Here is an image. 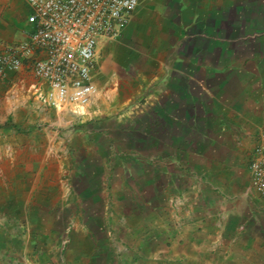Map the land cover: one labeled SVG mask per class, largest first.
I'll return each instance as SVG.
<instances>
[{"label": "crops", "instance_id": "obj_1", "mask_svg": "<svg viewBox=\"0 0 264 264\" xmlns=\"http://www.w3.org/2000/svg\"><path fill=\"white\" fill-rule=\"evenodd\" d=\"M27 12L0 0V50L33 29ZM123 35L158 36L133 89L142 105L83 140H0V160L19 165L0 169V264H264L249 171L264 132V0H140L105 38ZM12 80L35 81L27 67L0 82ZM79 146L90 154L54 157Z\"/></svg>", "mask_w": 264, "mask_h": 264}, {"label": "built area", "instance_id": "obj_2", "mask_svg": "<svg viewBox=\"0 0 264 264\" xmlns=\"http://www.w3.org/2000/svg\"><path fill=\"white\" fill-rule=\"evenodd\" d=\"M33 29L0 50V80L25 67L29 90L44 107L82 117L98 93L97 48L118 36L140 0H24ZM251 185L264 196V132L249 162Z\"/></svg>", "mask_w": 264, "mask_h": 264}, {"label": "rangeland", "instance_id": "obj_3", "mask_svg": "<svg viewBox=\"0 0 264 264\" xmlns=\"http://www.w3.org/2000/svg\"><path fill=\"white\" fill-rule=\"evenodd\" d=\"M12 12L17 16L16 12ZM154 39L155 42H153ZM157 39L158 36L123 35L118 39L104 38L99 41L95 75L99 77L101 75L105 79L99 97L86 107L82 117H78L68 110H50L40 105L29 90L30 83L22 87L14 80L4 84L0 82V123L9 120L14 125V127L6 126L3 127L4 129H0V140L7 143L18 138L24 141L35 139L43 141L47 136L55 141H60L69 138V135L72 140H83L86 136L79 134L80 130L94 134L99 129L97 123L102 122L101 120L125 119L126 112L131 107L140 106L147 100L142 96L144 88H141L136 95L133 94V89L136 84H141V80L145 76L151 74L149 63L156 62L161 55L156 44ZM150 44H154L153 47ZM109 88L115 91L113 97L107 95ZM53 144L56 146L57 142ZM22 147L30 149V144H22ZM45 147L44 144L38 146V152L44 158L41 162L43 169L46 166H52L56 170L58 164L56 158H52L50 155L46 160ZM32 148L34 147L31 146ZM81 148L82 146L72 148L66 153L60 151L54 157L68 156V154L77 157L84 156L86 153L90 154V148L88 150L84 147L87 152ZM30 153L32 152L28 151V154ZM25 164L26 162H23L20 165L23 167ZM12 165L19 166L7 158L0 160L2 172L12 170Z\"/></svg>", "mask_w": 264, "mask_h": 264}, {"label": "trees", "instance_id": "obj_4", "mask_svg": "<svg viewBox=\"0 0 264 264\" xmlns=\"http://www.w3.org/2000/svg\"><path fill=\"white\" fill-rule=\"evenodd\" d=\"M3 126H11V127H14V125L9 120H7L4 123H0V128L3 127Z\"/></svg>", "mask_w": 264, "mask_h": 264}]
</instances>
